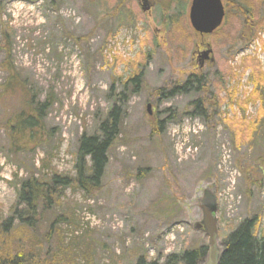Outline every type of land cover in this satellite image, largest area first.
I'll use <instances>...</instances> for the list:
<instances>
[{
	"label": "rangeland",
	"instance_id": "rangeland-1",
	"mask_svg": "<svg viewBox=\"0 0 264 264\" xmlns=\"http://www.w3.org/2000/svg\"><path fill=\"white\" fill-rule=\"evenodd\" d=\"M181 1L154 0L143 11L138 0H0V64L11 62L35 101L48 95L54 100L42 118L46 143L15 154L0 129L1 224L13 216L18 180L30 170L38 175L46 159L58 173L73 176L81 136L98 133L100 120L118 108L122 125L106 154L101 187L92 194L67 187L64 210L54 208L55 214L74 213L82 226L76 234L87 231L88 244L96 245L94 264H180L172 259L207 249V236L194 227L204 190L217 199L221 243L256 214L257 234L264 230V126L248 143L249 129L242 124L257 116L261 103L250 101L245 111L238 105L254 88L249 76L255 60H264L255 41L264 26L252 40L240 38L249 22L224 1L223 24L200 35L190 24L191 0L187 8ZM251 2L253 14L264 17V0ZM203 41L214 63L201 73L194 51ZM244 57H250L247 66ZM198 72L207 75L209 92L220 100L210 116H200L192 105L203 91L192 84L182 89ZM8 75L0 67V123L29 103L19 84L2 91ZM228 91H234L231 99ZM224 115L232 130L243 125L247 143L236 146ZM154 121L159 130L153 135ZM140 167L148 171L136 177Z\"/></svg>",
	"mask_w": 264,
	"mask_h": 264
},
{
	"label": "trees",
	"instance_id": "trees-1",
	"mask_svg": "<svg viewBox=\"0 0 264 264\" xmlns=\"http://www.w3.org/2000/svg\"><path fill=\"white\" fill-rule=\"evenodd\" d=\"M226 1L230 5L235 4L237 12H245L246 7L251 4L250 0ZM237 3H241L240 6H237ZM263 26L264 17L262 16L256 31L253 30L249 36L242 34L240 38L246 36L244 37L246 41L252 40ZM81 40V38L77 39L78 42ZM4 45L5 52H10V46L7 43ZM262 49L264 51V41ZM249 59L250 57H244L242 65L247 66L246 62ZM255 61L256 64L249 76V81L254 84V88L246 100H238V105L244 111L247 109L248 103L257 99L261 103L257 116L242 120L244 127L246 125L249 129L248 143L253 141L259 128L264 126V70L260 62ZM133 63L132 61L131 64L133 65ZM0 67L9 74L5 84L1 86L2 91H10L15 83L16 86L19 84L21 90L29 96L27 110L22 109L14 115V118L1 122L0 129L5 131V135L7 134L6 144L15 154L24 150H32L37 145L47 142L48 134L42 118L54 100L48 95L42 102L35 101L36 94L25 89V82H23L24 84L19 82L9 60L2 62ZM192 78V83L189 80L182 86L183 92L187 91L192 84L196 86L197 91L205 93L204 97L192 102L195 110L199 112L200 116H204L206 113L210 116L211 112L216 113L218 107L220 108V100H215L216 94L209 92L207 82ZM134 81H137V78ZM177 88L175 87L171 91H175ZM162 91L163 89H158L157 93L161 94ZM233 93L234 91H228L230 99ZM121 116V110L114 108L109 118L100 120L97 127L98 133L81 136L76 152L73 176L58 173L46 159L42 161V168L41 171L38 170L40 171L38 175L30 170L25 179L17 181V199L13 207V216L2 224L0 222V264H94L92 255L96 245L94 244L92 247L90 243L88 244L85 235L87 231L76 234L75 231L82 226L78 220L75 221L71 216L74 213L55 214L54 208L55 206L62 207L63 191L67 187L72 190L79 189L86 194H92L101 187L100 178L106 165V154L120 133ZM221 120L226 127L231 129L230 120H226V115L221 117ZM153 123L152 134L154 135L158 133L159 125L157 121ZM243 125H238L239 130L237 129V131L232 129L230 131L237 147L247 143L243 139L244 135L240 134ZM52 156L53 154L50 155V157ZM147 171L148 168H137L135 176L141 177ZM63 207L62 210H64ZM40 210L41 212H39ZM258 217L256 214L246 218L231 233L222 236L224 252L220 264H264V230L257 234ZM42 229L45 231L42 232ZM206 250L205 246L187 250L176 261L172 259L173 263L197 264L205 256ZM141 261L142 259L137 264H144Z\"/></svg>",
	"mask_w": 264,
	"mask_h": 264
},
{
	"label": "water",
	"instance_id": "water-1",
	"mask_svg": "<svg viewBox=\"0 0 264 264\" xmlns=\"http://www.w3.org/2000/svg\"><path fill=\"white\" fill-rule=\"evenodd\" d=\"M142 6L146 11L150 7ZM225 14L221 0H192L190 4L189 20L192 28L200 33H211L222 23ZM209 51L201 53L207 56ZM150 114V104L147 106ZM201 215L194 227L207 236V251L202 259L203 264H220L224 252L223 244L219 240L217 199L214 194L204 190L199 200Z\"/></svg>",
	"mask_w": 264,
	"mask_h": 264
},
{
	"label": "flooded vegetation",
	"instance_id": "flooded-vegetation-1",
	"mask_svg": "<svg viewBox=\"0 0 264 264\" xmlns=\"http://www.w3.org/2000/svg\"><path fill=\"white\" fill-rule=\"evenodd\" d=\"M191 1H190V4H191ZM221 1H222L223 5H224V10H225V15H224L223 21H222V24H223V22L225 21L227 7H226V4L224 2L226 0H221ZM138 2H139V4L141 6L142 5H145L146 7H150L148 5H150V2H153L154 3V0H138ZM180 4H183L187 8L188 2H187V0H186V2H184L182 0ZM190 4H189V7H188V15H189V12H190ZM240 4L241 3H237V6H240ZM186 8H184V9L186 10ZM246 8L247 9L244 8L245 9V12L244 11H241V12H242L243 16L245 17V21L249 22L248 23L249 25L245 26L242 29V34H245V35L249 36L253 32V30H255L256 27L259 25L261 18L258 15H254L253 14V12L251 11L253 9L252 6L249 5ZM163 9H167V8H163ZM254 9H255V7H254ZM232 10L234 12V9H232ZM241 12H240V15H241ZM253 17H255V18H253ZM219 28L220 27H218L216 30H218ZM213 32H215V30ZM213 32H211V33H200V32H198V34H200V35H208V34H212ZM196 47L197 48L194 51V55H195V59H196V62H197V68L201 72L204 69L206 63H208V67H211L213 65V63H214V59H213V56H212L213 55V53H212L213 51H212V48H211L210 44L208 42H204V41L197 43L196 44ZM205 51H209L208 55L207 56L201 55V53H203ZM201 73H203V72H201ZM201 73L198 72L195 75L193 74L194 76L193 75L192 76L194 78H196L197 80L207 82L208 81L207 80V78H208L207 75L201 74Z\"/></svg>",
	"mask_w": 264,
	"mask_h": 264
},
{
	"label": "built area",
	"instance_id": "built-area-1",
	"mask_svg": "<svg viewBox=\"0 0 264 264\" xmlns=\"http://www.w3.org/2000/svg\"><path fill=\"white\" fill-rule=\"evenodd\" d=\"M262 34H264V33H262ZM262 34H261V36H262ZM258 41V40H257ZM262 62L264 63V60L262 59Z\"/></svg>",
	"mask_w": 264,
	"mask_h": 264
}]
</instances>
